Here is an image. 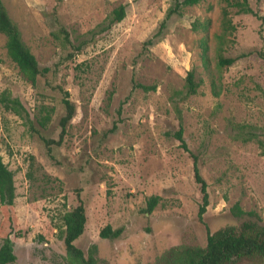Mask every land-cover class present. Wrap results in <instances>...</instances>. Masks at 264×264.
<instances>
[{"label": "rangeland", "instance_id": "rangeland-1", "mask_svg": "<svg viewBox=\"0 0 264 264\" xmlns=\"http://www.w3.org/2000/svg\"><path fill=\"white\" fill-rule=\"evenodd\" d=\"M1 1L38 65L50 70L47 81L39 78L32 86L8 57L0 34V94L18 98L38 132L0 105V155L15 187L12 210L0 204V241L13 242L11 264H82L67 255L61 238L62 217L77 206L78 196L86 225L74 245L93 264H165L174 247H205L207 233L248 219L230 212L236 203L264 226V155L256 140L232 138L241 127L264 142V0H248L255 14H236L224 0H201L172 16L162 40L150 47L144 43L170 0ZM121 4L125 18L98 34ZM206 20V31L192 29L193 22ZM60 28L73 44L90 40L72 59L66 58L72 49L52 35ZM202 38L211 75L200 59ZM218 47L241 59L219 69ZM191 70L203 81L197 94L174 96ZM58 86L68 91L75 113L62 142L46 145L40 136L58 141L65 112L53 88ZM175 105L207 184L202 221L192 159L171 135L178 129ZM150 197L159 200L147 213ZM106 226L119 235L102 238ZM17 230L21 238L14 237Z\"/></svg>", "mask_w": 264, "mask_h": 264}, {"label": "trees", "instance_id": "trees-1", "mask_svg": "<svg viewBox=\"0 0 264 264\" xmlns=\"http://www.w3.org/2000/svg\"><path fill=\"white\" fill-rule=\"evenodd\" d=\"M171 5L165 12L164 18L159 23L155 33L145 41L144 46H153L159 43L164 35L168 21L172 16H181L183 8L188 6H194L200 3L201 0H170ZM228 8L235 9L236 14H255L248 4V0H224ZM223 29L227 28L226 18L228 16L227 9H223ZM126 16V5L121 4L116 7L107 18V20L99 25L98 34L110 30L115 24L121 22ZM209 26V22L195 21L192 23V29L195 32L206 31ZM0 34L6 37V52L11 61L16 65L20 74L32 85L35 86L39 78L48 80L49 68H41L35 56L23 43L21 38V32L18 26L9 17L2 1L0 0ZM53 37L57 40L62 39V42L72 49L67 55V59H72L74 54L82 50L89 41L83 40L79 43L73 44L69 39V34L64 28H60L58 33H53ZM221 38V37H220ZM208 43L205 38L200 40V59L202 66L210 73V58L208 56ZM217 67L219 69L228 68L235 64L240 57H226L222 54V49H217ZM212 78V76H211ZM203 83L201 78L196 77L195 70H191L187 73L185 79V85L183 91L175 92L174 96H178L180 99L188 98L197 94L198 88ZM57 89L62 95V104L64 106V115L59 120L60 133L58 141L46 140L40 136L41 140L46 145L60 144L66 134V129L69 122L72 120L75 108L73 103L69 99L68 91L63 90L61 87H53ZM141 88L142 90L154 91L155 86H144L140 84H134L133 89ZM211 90L214 97H218L220 91L216 88L214 80H211ZM0 105L7 111L13 112L20 117L27 128L34 133H38L33 126V121L22 105L20 100L16 97H12L9 93L3 92L0 94ZM121 106L118 112L121 110ZM175 111L178 121V129L172 133V137L179 142V147L186 152L192 159V170L194 182L199 186V192L201 195V202L198 207V219L202 221L203 215L206 212V208L209 204V197L207 192V184L200 174L198 166V156L190 151L187 143L183 137V120L181 111L177 105H175ZM44 121L39 122L41 126H44ZM238 133L233 135L235 140H241L242 142H250L256 140L261 148V154L264 155V142L258 139V136L249 131H244V128L239 127ZM242 131H244L242 133ZM78 198V204L71 211L63 215V229L61 231V238L63 247L67 255L75 261L82 264H93L92 259H84L83 253L78 249L74 242L83 234L86 225L85 208L82 200ZM15 200V187L13 181V173L3 163L0 155V204L9 211L12 210ZM158 197H150L146 202V212L151 213L154 207L158 203ZM230 212L237 218L248 217L238 226H225L213 233H207L205 247H185L179 246L170 249L165 256V264H245L250 262H264V226L261 225L260 218L254 212L243 211L239 204L236 203L230 210ZM254 218L255 220H253ZM119 235V231H112L109 226H106L101 232L102 238L115 237ZM15 238H21V230L14 232ZM15 261V255L13 252V242L9 237L0 241V264H11Z\"/></svg>", "mask_w": 264, "mask_h": 264}]
</instances>
